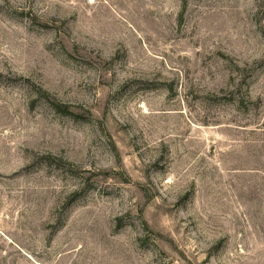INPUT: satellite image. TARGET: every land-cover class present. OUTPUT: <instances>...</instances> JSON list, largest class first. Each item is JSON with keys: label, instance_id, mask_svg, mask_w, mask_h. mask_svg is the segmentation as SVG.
Wrapping results in <instances>:
<instances>
[{"label": "rangeland", "instance_id": "obj_1", "mask_svg": "<svg viewBox=\"0 0 264 264\" xmlns=\"http://www.w3.org/2000/svg\"><path fill=\"white\" fill-rule=\"evenodd\" d=\"M0 264H264V0H0Z\"/></svg>", "mask_w": 264, "mask_h": 264}]
</instances>
